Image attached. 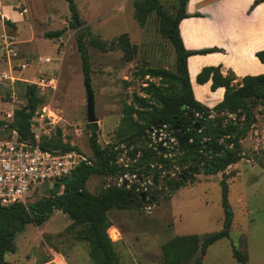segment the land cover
Listing matches in <instances>:
<instances>
[{
    "label": "rangeland",
    "instance_id": "374dc122",
    "mask_svg": "<svg viewBox=\"0 0 264 264\" xmlns=\"http://www.w3.org/2000/svg\"><path fill=\"white\" fill-rule=\"evenodd\" d=\"M134 1L74 0L77 25L73 28L75 21L64 0H0L2 6L19 17L18 21L11 20L8 24L0 19V77L7 75V79L0 78V122L4 123L0 125V141L11 138L8 124L13 110L25 106L26 87L35 85V94L42 103L32 119L42 113L43 107H48L56 116L54 124L44 122L39 137L41 143L60 139L91 163L96 161L90 148L92 130L101 148L112 147L123 106L132 104L134 95L144 96L142 87L147 84L163 85L157 78L143 73L149 69L175 71L174 50L161 36L158 19L150 14L140 26L133 16ZM159 1L170 15L175 13L176 0ZM57 30L64 32L57 38L45 37V33ZM78 31L84 33L89 55L94 127L86 120L85 83L76 48ZM121 35H126L128 44L133 47L129 61L117 45ZM93 38L112 49L108 52L96 49L90 44ZM5 41L12 42L14 54L6 55ZM49 79L55 80L54 88L36 84ZM252 111L255 123L242 142V157L222 173L206 175L197 165L191 182L176 190L163 188L164 182L160 180L167 171L158 173L156 186L147 181L148 176H140L139 183L138 176L133 178L129 172L113 178L100 175L89 178L86 188L93 194L109 185H122L124 181L128 189L143 194V202L136 208L108 213L111 225L120 234L114 244L119 264H160V245L169 238L189 234L203 238L221 230V180L227 185L228 203L233 213L229 238L209 246L202 264H239L231 255V244L247 256L246 264H264V108L257 105ZM161 133V139L172 138L165 128ZM150 139L151 144L158 142L152 133L148 134L147 141ZM176 145L177 142L164 147L170 150ZM115 149L118 151L116 165L127 166L125 146L117 145ZM172 156L167 154L169 158ZM179 171L178 167H173L172 176ZM47 186L40 183L32 188L25 203L46 195ZM152 193L154 199L150 198ZM70 225L71 220L60 211H55L39 227L26 224L14 236L15 252L8 254V261L37 264L41 260H52L51 252H54L69 257L70 261L64 259L66 264H93L87 243L74 239L77 228ZM114 234L115 231L109 230L110 236Z\"/></svg>",
    "mask_w": 264,
    "mask_h": 264
},
{
    "label": "trees",
    "instance_id": "16d2710c",
    "mask_svg": "<svg viewBox=\"0 0 264 264\" xmlns=\"http://www.w3.org/2000/svg\"><path fill=\"white\" fill-rule=\"evenodd\" d=\"M64 1L75 21L74 28L77 25L74 0ZM187 2L188 0H176L173 15L162 7L159 0L133 2V16L140 26L144 25L150 14L158 19L161 36L168 40L174 50L175 71L149 69L143 73L144 76L157 78L163 85L147 84L142 87L144 96L134 95L133 103L123 106L122 117L114 131L116 142L110 149L101 148L97 144L92 130L90 148L95 163L88 160L80 162L67 177L60 182H54L52 187L47 186V194L32 203L0 205V264H10L4 260V255L14 253L13 239L16 233L21 232L26 224L41 226L55 211H60L71 220L70 228H77L74 230V239L87 243L88 256L93 264H119L109 237V230L113 226L108 213L112 210L134 209L143 202V198L140 193H134L122 185H109L98 193H90L86 183L91 176L113 178L129 172L140 178L151 174L158 176V173L175 166L182 170L187 166L197 165L203 168L204 174L216 175L241 159L240 142L255 123L252 110L257 105L264 108V74L245 76L236 81L231 72L224 75L218 67H204L197 74L196 82L204 84L210 81V89L214 91L223 88L224 95L222 101L211 109L196 101L187 73V58L195 54H208L214 49L190 51L184 48L178 26L181 20L189 16L185 11ZM258 4L264 6V0H254L250 9ZM5 23L8 24L9 21ZM63 32H48L45 37L57 38ZM127 40L126 35H121L117 45L129 61L132 59L133 47H130ZM90 44L102 52L112 49V46L97 38H93ZM76 48L84 83H90V61L82 31L77 32ZM255 56L259 62L264 63V50L258 51ZM26 100L25 106L13 110L11 122L8 124L10 132L15 131L21 141L32 138V117L42 103V99L35 94V85L26 87ZM0 125L4 123L0 122ZM174 126L185 131L189 139L183 147L159 152L157 143H148L150 129L165 128L173 137ZM59 132L58 130L57 133ZM121 144L126 148L125 156L129 160L127 166L116 165L118 151L115 148ZM41 146L62 153L76 152L74 147L62 144L60 139L42 142ZM167 154H172V158L167 157ZM190 178L191 176H187L172 181L169 185L165 182L163 188L176 190L186 182H191ZM220 186L223 212L221 230L203 238L196 234L169 238L160 245V264H202L209 246L229 238L233 213L228 203V190L224 180L220 181ZM150 198H155L153 193ZM231 255L237 263L246 264L247 256L237 251L232 244Z\"/></svg>",
    "mask_w": 264,
    "mask_h": 264
},
{
    "label": "crops",
    "instance_id": "0c3cea01",
    "mask_svg": "<svg viewBox=\"0 0 264 264\" xmlns=\"http://www.w3.org/2000/svg\"><path fill=\"white\" fill-rule=\"evenodd\" d=\"M253 1L188 0L186 4L185 11L189 16L181 20L178 26L184 48L190 51L214 49L211 53L195 54L187 58V73L194 99L209 109L222 101L224 89L212 91L210 81L198 84L196 76L202 68L218 67L224 75L233 73L237 81L245 76L264 74V63L259 62L255 56L258 51L264 50V6L258 4L250 9ZM0 16L4 22L9 23L19 18L1 3ZM244 139L240 142L241 148ZM112 230L116 232L112 236L116 237H109L114 245L119 241L120 234L116 229ZM8 254L5 261L15 263L8 261ZM52 256V260H41L37 264H59L63 261L66 264L64 259L70 261L69 257L54 252H51Z\"/></svg>",
    "mask_w": 264,
    "mask_h": 264
},
{
    "label": "built area",
    "instance_id": "2783aa9c",
    "mask_svg": "<svg viewBox=\"0 0 264 264\" xmlns=\"http://www.w3.org/2000/svg\"><path fill=\"white\" fill-rule=\"evenodd\" d=\"M6 55L14 54L12 42H4ZM0 78L7 79L5 74ZM37 85L54 88L55 80H41ZM56 116L48 107H43L42 113L32 119V138L21 141L15 131L11 138L0 141V205L7 206L16 202L25 203L28 192L40 183H47L52 187L54 182H60L82 161H85L76 152L47 150L42 148L40 131L44 122L54 124ZM162 134V133H161ZM175 139L168 138L163 144H175ZM133 178L135 175H133ZM153 175H148L150 183ZM148 182V183H149Z\"/></svg>",
    "mask_w": 264,
    "mask_h": 264
},
{
    "label": "water",
    "instance_id": "95a60500",
    "mask_svg": "<svg viewBox=\"0 0 264 264\" xmlns=\"http://www.w3.org/2000/svg\"><path fill=\"white\" fill-rule=\"evenodd\" d=\"M1 19V16H0ZM85 86V92H86V120L89 124H94L96 122V117H95V112H94V98H93V93L91 91V87L89 85L88 82H85L84 84ZM191 116V115H190ZM195 128L197 129L198 126L196 125ZM172 131H175L173 138L175 139V141L177 142L176 147H183L184 144H187L189 142V139L186 135H184V131L179 130L178 127L174 126L172 128ZM149 133H152L154 135V139L157 140V149L159 152H164L165 151V147L163 146L164 143H166L168 141V139H161L162 134H161V130H153L150 129ZM148 143H151V139L148 140ZM175 147V148H176ZM198 170L197 167H195L193 169V172H196ZM200 170L202 171L203 169L200 168ZM127 181H124L122 183V186L125 187ZM153 184L156 185V177H153ZM141 197L143 198V194L141 195ZM8 253H6L4 255V260L6 258Z\"/></svg>",
    "mask_w": 264,
    "mask_h": 264
},
{
    "label": "flooded vegetation",
    "instance_id": "af4514ba",
    "mask_svg": "<svg viewBox=\"0 0 264 264\" xmlns=\"http://www.w3.org/2000/svg\"><path fill=\"white\" fill-rule=\"evenodd\" d=\"M179 130H181V129H179ZM183 131V130H182ZM184 135H185V131H184ZM195 168V166L194 167H191V166H187V167H185L184 169H182V170H180L179 171V173H178V175H176V176H172V170H173V167L172 168H170L169 170H164V171H167V172H165V176L163 177V179H161L160 181L161 182H166L167 183V185H169L168 183H170V182H172V181H178V180H180V179H184L185 177H189V176H193L196 172H193V169ZM203 169V168H202ZM163 171V172H164ZM152 175V174H151ZM136 177V176H135ZM153 177H156V185H158L157 183H158V181H157V176H153ZM153 177H152V184H153ZM138 178V177H137ZM138 182L140 183L141 182V179L140 178H138ZM154 185V184H153ZM156 185H154V186H156ZM133 189V188H132Z\"/></svg>",
    "mask_w": 264,
    "mask_h": 264
}]
</instances>
